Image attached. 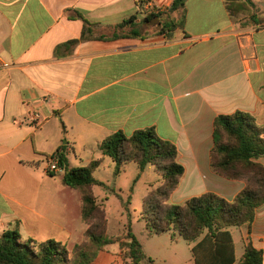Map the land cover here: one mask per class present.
I'll use <instances>...</instances> for the list:
<instances>
[{
    "label": "crops",
    "instance_id": "0c3cea01",
    "mask_svg": "<svg viewBox=\"0 0 264 264\" xmlns=\"http://www.w3.org/2000/svg\"><path fill=\"white\" fill-rule=\"evenodd\" d=\"M172 1L0 0V238L72 233L57 204L72 192L48 172L56 153L69 161L67 133L95 148L117 132L154 129L185 169L173 204L205 193L232 201L245 187L213 172L210 156L218 116L247 113L264 128V0H251L255 9L239 0L237 13L230 0H188L173 32L146 20ZM237 229L264 264V204L250 229Z\"/></svg>",
    "mask_w": 264,
    "mask_h": 264
},
{
    "label": "trees",
    "instance_id": "16d2710c",
    "mask_svg": "<svg viewBox=\"0 0 264 264\" xmlns=\"http://www.w3.org/2000/svg\"><path fill=\"white\" fill-rule=\"evenodd\" d=\"M187 1L173 0L167 12L155 10L146 20L159 19L167 32L177 28L182 30ZM246 1L255 9L251 0ZM174 13L181 14L179 22L170 19ZM90 25L85 21L83 40L88 38ZM213 136L210 156L213 172L245 182V187L232 201L205 193L182 204L171 205L170 196L177 189L185 169L178 162L176 146L160 138L152 128L138 130L129 136L117 132L98 147L116 164V174L120 173L121 166L134 163L140 173L151 165L161 177V185L147 196L149 212L144 213V219L149 236L169 233L172 240L195 243L192 248L195 264H263V251L251 243L236 260L229 229H250L257 208L264 204V164L261 162L264 160V128L255 123L252 115L236 112L215 119ZM54 156L63 170L64 184L80 195L81 219L87 228L85 239L70 251L65 243L56 239L42 243L34 240L22 242L16 231H7L0 238V264H92L112 243L119 244L123 264L152 263L131 231L124 238L107 236L106 213L93 191L95 186L101 185L94 177L100 161L92 160L85 167L70 168L64 151Z\"/></svg>",
    "mask_w": 264,
    "mask_h": 264
},
{
    "label": "rangeland",
    "instance_id": "374dc122",
    "mask_svg": "<svg viewBox=\"0 0 264 264\" xmlns=\"http://www.w3.org/2000/svg\"><path fill=\"white\" fill-rule=\"evenodd\" d=\"M230 3L235 13L242 7L239 0H230ZM175 19L179 22L181 17L176 15ZM61 147L69 150L70 168L85 167L92 160L100 161V167L94 177L101 185L95 186L93 191L98 204L106 213V230L109 238H124L131 231L141 243L145 255L152 260V263L147 264H194L190 243L182 239L172 240L169 233L153 236L147 233L144 219V213L149 212L147 196L150 191L157 190L161 185V177L153 166L148 165L140 173L137 165L130 163L121 166L120 173L116 174V164L109 157L104 156L98 146L92 148L86 141L75 140L71 133L63 135ZM44 162L47 163L46 160ZM54 175V186L57 183L60 188H64L63 170H59ZM65 190L72 193L67 195L66 192H60L57 204L61 218H66L67 226L72 233L69 236L68 233L59 231L55 232L52 238L65 243L71 251L76 244L85 239L87 228L81 220L79 193L70 187ZM169 203L182 204H173L171 201ZM57 204L54 200L55 207ZM232 235L236 241L237 257L240 258L244 252V244L241 242L239 230L232 228ZM45 239L48 238H44L41 242ZM118 254L119 244H109L93 264H122Z\"/></svg>",
    "mask_w": 264,
    "mask_h": 264
},
{
    "label": "built area",
    "instance_id": "2783aa9c",
    "mask_svg": "<svg viewBox=\"0 0 264 264\" xmlns=\"http://www.w3.org/2000/svg\"><path fill=\"white\" fill-rule=\"evenodd\" d=\"M31 119L35 121H40L39 114L37 112H33L31 114ZM59 170H61V168L59 166L58 158L56 156H51L48 159V172H58Z\"/></svg>",
    "mask_w": 264,
    "mask_h": 264
},
{
    "label": "water",
    "instance_id": "95a60500",
    "mask_svg": "<svg viewBox=\"0 0 264 264\" xmlns=\"http://www.w3.org/2000/svg\"><path fill=\"white\" fill-rule=\"evenodd\" d=\"M156 20H158L157 18H155Z\"/></svg>",
    "mask_w": 264,
    "mask_h": 264
}]
</instances>
